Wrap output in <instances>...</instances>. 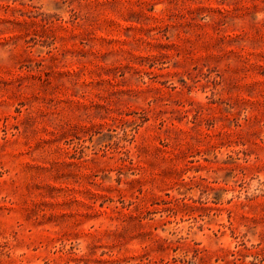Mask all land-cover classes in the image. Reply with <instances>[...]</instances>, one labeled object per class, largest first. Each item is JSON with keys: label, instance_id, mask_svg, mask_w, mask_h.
I'll use <instances>...</instances> for the list:
<instances>
[{"label": "rangeland", "instance_id": "1", "mask_svg": "<svg viewBox=\"0 0 264 264\" xmlns=\"http://www.w3.org/2000/svg\"><path fill=\"white\" fill-rule=\"evenodd\" d=\"M0 264H264V0H0Z\"/></svg>", "mask_w": 264, "mask_h": 264}]
</instances>
